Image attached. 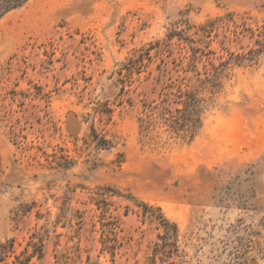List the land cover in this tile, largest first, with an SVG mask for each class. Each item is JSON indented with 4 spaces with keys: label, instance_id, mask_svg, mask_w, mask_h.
I'll list each match as a JSON object with an SVG mask.
<instances>
[{
    "label": "rangeland",
    "instance_id": "1",
    "mask_svg": "<svg viewBox=\"0 0 264 264\" xmlns=\"http://www.w3.org/2000/svg\"><path fill=\"white\" fill-rule=\"evenodd\" d=\"M263 28L264 0H29L0 17V264H264V53L236 62ZM190 48L213 53L195 70L214 65L216 93ZM178 87L201 100L197 135L142 137L144 106Z\"/></svg>",
    "mask_w": 264,
    "mask_h": 264
},
{
    "label": "trees",
    "instance_id": "2",
    "mask_svg": "<svg viewBox=\"0 0 264 264\" xmlns=\"http://www.w3.org/2000/svg\"><path fill=\"white\" fill-rule=\"evenodd\" d=\"M28 1L29 0H0V17L12 10L21 8ZM231 16L232 15H228L227 17ZM219 23H221L220 18L209 21L204 26L200 27L199 31L202 35L208 36L207 34H210L211 31L219 27ZM206 46L205 43L203 48H206ZM203 48H190V66L194 68L191 72L194 73V80L197 88H204L206 86L210 89L211 93H216L221 87L220 80L222 77L220 76L222 75L215 70L214 65L208 61V64L214 69L205 70L206 72L203 74H199V72L195 70V65L200 62L203 57L213 54L210 51L205 52ZM263 53L264 28L259 32L258 39L254 41V47L249 49L246 54L236 56V62L237 64L241 62L252 64ZM200 102L201 100L197 98L195 91L192 89L182 90L181 87H178L175 92H170L161 99L159 103L144 106L143 116L139 119V130L142 137L145 138L149 134L148 131L151 127L160 124L170 133L183 139L187 138V140L191 142L201 128L202 107L200 106ZM98 146H100L99 143ZM140 206L144 209L147 208L142 204ZM158 224L165 234L176 235L177 227L175 224H170L168 220L162 217L159 218ZM169 257L168 255H163L161 260H163V262L169 261Z\"/></svg>",
    "mask_w": 264,
    "mask_h": 264
}]
</instances>
